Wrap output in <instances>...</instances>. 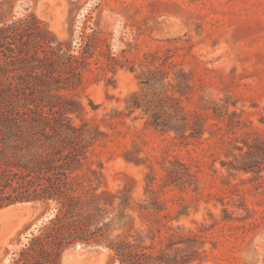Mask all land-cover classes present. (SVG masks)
<instances>
[{
    "label": "rangeland",
    "instance_id": "374dc122",
    "mask_svg": "<svg viewBox=\"0 0 264 264\" xmlns=\"http://www.w3.org/2000/svg\"><path fill=\"white\" fill-rule=\"evenodd\" d=\"M20 22L24 27L0 45L8 69L0 83L34 74L31 64L6 66V56L67 53L83 63L78 85L62 93L82 109L69 115L73 124L100 133L82 169L97 179L94 194L115 195L114 214L128 197L127 216L110 238L152 230L146 244L159 247L167 234L192 233L204 241L201 264H264V167L255 173L225 164L237 147L264 140V0H0V27ZM34 38L36 45L25 44ZM164 57L173 64L166 82L177 71L186 76L181 104L204 118L199 138L182 141L126 109L142 73ZM46 65L36 74L56 78L60 62ZM215 104L224 105L220 118L212 117ZM175 161L190 176L169 177ZM151 198L159 210L139 209ZM54 208L37 202L0 209V264L13 263ZM57 264L118 263L104 245L76 243Z\"/></svg>",
    "mask_w": 264,
    "mask_h": 264
},
{
    "label": "trees",
    "instance_id": "16d2710c",
    "mask_svg": "<svg viewBox=\"0 0 264 264\" xmlns=\"http://www.w3.org/2000/svg\"><path fill=\"white\" fill-rule=\"evenodd\" d=\"M22 25L23 22L1 26L0 45L10 41ZM36 40L28 39L25 44L36 45ZM54 58L53 53L4 58L6 66L31 64L30 72L34 74L7 75L10 81L0 83V209L23 203L55 205L54 215L12 264H57L62 252L76 243L104 245L118 264H201L204 241L192 233L167 234L159 247L146 244V239L153 241L156 236L152 230L146 235H132L128 230L110 238L116 221L127 216L124 212L128 197L121 198L120 210L114 214L115 195H95L92 185L97 179L82 172L100 133L87 123L73 124L69 115L82 109L62 91L78 85L83 63L67 53ZM160 60V67L142 73L141 87L129 95L126 109L130 113L139 111L146 118V126L162 133L173 132L182 141L199 138L204 118L181 104V97L189 90L186 76L177 71L173 82H166L173 64L167 57ZM56 61L61 64L56 78L50 81V77L36 74L41 65L47 64L52 70ZM7 70L0 59V76ZM223 109L224 105L215 104L212 117H222ZM245 147H237L239 154L225 164L230 170L259 173L264 167V140L254 138ZM167 174L172 179L190 176L178 161L171 163ZM144 203L139 209L159 210L153 198ZM140 216L145 217L143 213ZM206 229L202 227L201 231Z\"/></svg>",
    "mask_w": 264,
    "mask_h": 264
}]
</instances>
